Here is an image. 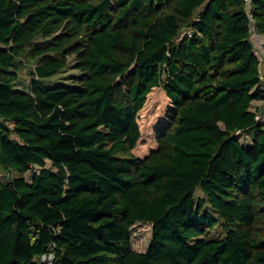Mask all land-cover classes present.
<instances>
[{
  "label": "trees",
  "instance_id": "obj_1",
  "mask_svg": "<svg viewBox=\"0 0 264 264\" xmlns=\"http://www.w3.org/2000/svg\"><path fill=\"white\" fill-rule=\"evenodd\" d=\"M70 57L78 88L15 87ZM259 72L243 0H0V264H264ZM156 87L172 106L140 158Z\"/></svg>",
  "mask_w": 264,
  "mask_h": 264
},
{
  "label": "rangeland",
  "instance_id": "obj_2",
  "mask_svg": "<svg viewBox=\"0 0 264 264\" xmlns=\"http://www.w3.org/2000/svg\"><path fill=\"white\" fill-rule=\"evenodd\" d=\"M74 57L68 59L67 66L61 72L50 77H31L26 71L19 73V79L16 81L15 87L19 90H28L31 80H36L37 84L42 87H51L55 85H65L70 88H78V85L71 82V76L80 75V71L74 68ZM171 102L166 96L162 87L154 88L149 94L143 105L137 114V122L140 127V138L132 150L134 156L144 157L150 150L156 147V141L154 138L153 130L156 126L166 123V111L171 108ZM264 108L263 104H259L256 107ZM255 107V108H256ZM240 141L246 143L251 141L250 135H241ZM50 165L47 162V166ZM37 169L33 167L25 173V178L30 181V177ZM54 171V170H53ZM16 173L7 172L0 169V178L8 179L12 178ZM201 190L198 188L195 191L194 197L197 199ZM210 209V208H209ZM211 210V209H210ZM152 233V224L149 222H137L131 227V245L136 251H145L147 249L149 240Z\"/></svg>",
  "mask_w": 264,
  "mask_h": 264
},
{
  "label": "built area",
  "instance_id": "obj_3",
  "mask_svg": "<svg viewBox=\"0 0 264 264\" xmlns=\"http://www.w3.org/2000/svg\"><path fill=\"white\" fill-rule=\"evenodd\" d=\"M244 8L248 18V31L250 33V39L254 43V53H256L260 58V72H259V84L264 87V44L263 38L264 34L260 33L255 25L253 12H252V3L253 0H243ZM255 119L261 122H264V108L262 112L257 111L255 114ZM53 254L48 252V254H43L40 257V261L51 263Z\"/></svg>",
  "mask_w": 264,
  "mask_h": 264
},
{
  "label": "crops",
  "instance_id": "obj_4",
  "mask_svg": "<svg viewBox=\"0 0 264 264\" xmlns=\"http://www.w3.org/2000/svg\"><path fill=\"white\" fill-rule=\"evenodd\" d=\"M263 44H264V38H263ZM263 102H264V99L263 100H254L253 102H252V104H251V107H252V109H254L256 106H259V104H263ZM260 108L262 109V107L260 106Z\"/></svg>",
  "mask_w": 264,
  "mask_h": 264
}]
</instances>
